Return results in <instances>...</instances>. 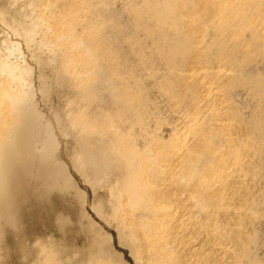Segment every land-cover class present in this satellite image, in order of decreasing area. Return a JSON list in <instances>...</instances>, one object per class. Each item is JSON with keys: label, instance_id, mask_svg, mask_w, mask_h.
I'll return each instance as SVG.
<instances>
[{"label": "bare ground", "instance_id": "bare-ground-1", "mask_svg": "<svg viewBox=\"0 0 264 264\" xmlns=\"http://www.w3.org/2000/svg\"><path fill=\"white\" fill-rule=\"evenodd\" d=\"M71 167L135 264H264V0H0V264ZM108 240L33 264H130Z\"/></svg>", "mask_w": 264, "mask_h": 264}, {"label": "rangeland", "instance_id": "rangeland-1", "mask_svg": "<svg viewBox=\"0 0 264 264\" xmlns=\"http://www.w3.org/2000/svg\"><path fill=\"white\" fill-rule=\"evenodd\" d=\"M157 93V91L154 92V98L160 99V95L159 93ZM163 107L167 108L165 105ZM166 130L169 131V128H165V131ZM66 160H69L68 156L66 157ZM71 173L74 180L78 184V188L81 189L82 192H84L83 200L79 199L76 196L73 198L71 206H74L76 208V212L73 213L70 208L67 210L59 209V212L68 217L67 221L64 224H62L61 221L55 218V214H58L59 212H53V216L51 218L46 215H41L37 217V219L35 218V223L33 221L34 219L27 218L28 225L29 222H31L32 224L34 223L33 225H36L35 227L39 230L35 235H33L32 241L30 242L31 250L32 252H34V254L26 255L25 251L20 250V252H17V254H14L13 256L7 258V260L3 264H33V258L36 257L37 251L42 247V245L51 246L59 242H61L63 245L71 246L74 250L84 252L85 250L90 248V245L95 237V231L100 230V228L104 231L105 234L108 233L112 236V241L108 240L107 245L109 247L113 246L115 250L122 253L124 259L128 263L135 264L129 248L121 244V242L119 241L116 229L112 227H104L103 222H101L99 217H97L95 210H93V203L96 195L95 188L92 186V184L86 182L74 167H71ZM81 208L85 209L87 216L85 218H81L80 220L78 212ZM39 235L43 236L39 241V243L44 242L41 245L36 240ZM77 256L79 257L80 253L77 254ZM75 258L76 257H74V259Z\"/></svg>", "mask_w": 264, "mask_h": 264}]
</instances>
